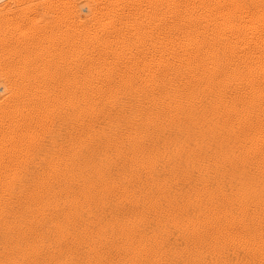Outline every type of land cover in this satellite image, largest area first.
Segmentation results:
<instances>
[{"label":"bare ground","instance_id":"1","mask_svg":"<svg viewBox=\"0 0 264 264\" xmlns=\"http://www.w3.org/2000/svg\"><path fill=\"white\" fill-rule=\"evenodd\" d=\"M0 264H264V0H0Z\"/></svg>","mask_w":264,"mask_h":264}]
</instances>
